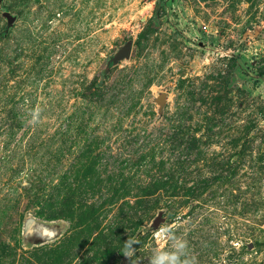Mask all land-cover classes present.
Returning a JSON list of instances; mask_svg holds the SVG:
<instances>
[{"label":"rangeland","instance_id":"1","mask_svg":"<svg viewBox=\"0 0 264 264\" xmlns=\"http://www.w3.org/2000/svg\"><path fill=\"white\" fill-rule=\"evenodd\" d=\"M128 238L264 264V0H0V264Z\"/></svg>","mask_w":264,"mask_h":264},{"label":"clouds","instance_id":"2","mask_svg":"<svg viewBox=\"0 0 264 264\" xmlns=\"http://www.w3.org/2000/svg\"><path fill=\"white\" fill-rule=\"evenodd\" d=\"M169 231L167 228L158 229L154 232V238L157 240L163 239ZM136 243L137 241L134 238H128L123 242V253L130 260V264H132V257L136 252L134 247ZM185 249L186 243L180 239H175L172 248L169 250H161L159 247L154 249L150 264H196L195 258L181 260V257L185 255Z\"/></svg>","mask_w":264,"mask_h":264},{"label":"water","instance_id":"3","mask_svg":"<svg viewBox=\"0 0 264 264\" xmlns=\"http://www.w3.org/2000/svg\"><path fill=\"white\" fill-rule=\"evenodd\" d=\"M132 41H128L124 47L120 49V51L113 57V60L121 59L123 57H128L131 52ZM166 93H160V95L156 98V101L160 104H163L165 101Z\"/></svg>","mask_w":264,"mask_h":264}]
</instances>
